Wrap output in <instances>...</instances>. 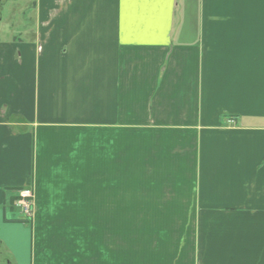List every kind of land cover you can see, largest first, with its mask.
Here are the masks:
<instances>
[{
    "label": "crops",
    "instance_id": "1",
    "mask_svg": "<svg viewBox=\"0 0 264 264\" xmlns=\"http://www.w3.org/2000/svg\"><path fill=\"white\" fill-rule=\"evenodd\" d=\"M26 3L0 37V264H264V0Z\"/></svg>",
    "mask_w": 264,
    "mask_h": 264
},
{
    "label": "rangeland",
    "instance_id": "2",
    "mask_svg": "<svg viewBox=\"0 0 264 264\" xmlns=\"http://www.w3.org/2000/svg\"><path fill=\"white\" fill-rule=\"evenodd\" d=\"M26 1L18 0L12 2L11 0H0V18L3 17L4 20V22L0 24L1 38L7 39L9 36L15 35L18 30L16 28L17 22L27 21L28 18L30 19L32 17L33 9H31V6L28 5Z\"/></svg>",
    "mask_w": 264,
    "mask_h": 264
},
{
    "label": "built area",
    "instance_id": "3",
    "mask_svg": "<svg viewBox=\"0 0 264 264\" xmlns=\"http://www.w3.org/2000/svg\"><path fill=\"white\" fill-rule=\"evenodd\" d=\"M230 124H234L233 120L229 121ZM15 207L21 212V215L25 220H30L33 216L34 203L33 192L30 188H23L18 192V197L15 201Z\"/></svg>",
    "mask_w": 264,
    "mask_h": 264
}]
</instances>
